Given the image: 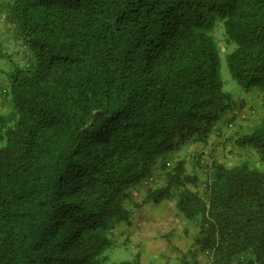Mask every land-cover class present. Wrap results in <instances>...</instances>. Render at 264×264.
I'll return each instance as SVG.
<instances>
[{
    "label": "trees",
    "instance_id": "obj_1",
    "mask_svg": "<svg viewBox=\"0 0 264 264\" xmlns=\"http://www.w3.org/2000/svg\"><path fill=\"white\" fill-rule=\"evenodd\" d=\"M1 7L26 61L6 72L0 111V264H145L140 254L109 261L105 251L148 183L144 201L175 199L213 264H264V169L198 155L201 179L180 155L208 143L234 107L213 35L219 22L235 44L232 78L264 92V0ZM261 114L237 142L264 163Z\"/></svg>",
    "mask_w": 264,
    "mask_h": 264
},
{
    "label": "rangeland",
    "instance_id": "obj_2",
    "mask_svg": "<svg viewBox=\"0 0 264 264\" xmlns=\"http://www.w3.org/2000/svg\"><path fill=\"white\" fill-rule=\"evenodd\" d=\"M0 8V111H7L8 99L4 95L7 88L6 72L14 63L26 60L25 48L15 38L12 26L7 23L6 12ZM221 53V79L224 90L234 97V107L224 115L218 131L211 134L208 143L190 145L181 150L180 155L186 160L187 171L205 178L202 167L196 163V156L201 155L205 162L219 160L231 166L242 161H250L264 169L259 154L239 145L237 139L250 131L260 121L264 110V92L258 88L243 90L232 78L227 66V57L235 44L229 43L222 22L213 32ZM140 186L132 194V205L139 206L133 212L130 223L117 226L112 234L113 246L105 251L109 261L131 260L140 254L145 264H205L204 251L194 244L199 227L193 221L177 213L175 199L159 204L145 202L146 188ZM197 187V186H196ZM203 182L196 189L202 190Z\"/></svg>",
    "mask_w": 264,
    "mask_h": 264
},
{
    "label": "built area",
    "instance_id": "obj_3",
    "mask_svg": "<svg viewBox=\"0 0 264 264\" xmlns=\"http://www.w3.org/2000/svg\"><path fill=\"white\" fill-rule=\"evenodd\" d=\"M206 264H213V255L211 254V252H206ZM252 264H258L257 262H253Z\"/></svg>",
    "mask_w": 264,
    "mask_h": 264
}]
</instances>
